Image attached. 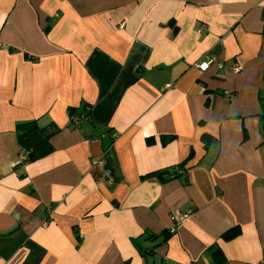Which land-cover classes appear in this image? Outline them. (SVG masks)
<instances>
[{
  "label": "crops",
  "instance_id": "0c3cea01",
  "mask_svg": "<svg viewBox=\"0 0 264 264\" xmlns=\"http://www.w3.org/2000/svg\"><path fill=\"white\" fill-rule=\"evenodd\" d=\"M0 41V264H264V0H0Z\"/></svg>",
  "mask_w": 264,
  "mask_h": 264
},
{
  "label": "built area",
  "instance_id": "2783aa9c",
  "mask_svg": "<svg viewBox=\"0 0 264 264\" xmlns=\"http://www.w3.org/2000/svg\"><path fill=\"white\" fill-rule=\"evenodd\" d=\"M5 46H6L5 43H3L2 41H0V49H1V48H4ZM196 66H197L199 69L204 70V69L207 68L208 63H207L206 61H199V62L196 63ZM21 154H22V153H21ZM21 159H24V156L21 155ZM94 162L97 163V164H103L102 159H96ZM98 180H99L100 182L105 181V182H106L107 184H109V185L112 184V183L114 182V180H113V178H112L111 171L108 170V169H104V170H102L101 175L99 176Z\"/></svg>",
  "mask_w": 264,
  "mask_h": 264
},
{
  "label": "trees",
  "instance_id": "16d2710c",
  "mask_svg": "<svg viewBox=\"0 0 264 264\" xmlns=\"http://www.w3.org/2000/svg\"><path fill=\"white\" fill-rule=\"evenodd\" d=\"M34 128V125L31 126V128L29 129H32ZM21 137V136H20ZM210 139V137L208 135H205L203 136V140L205 141L204 142V147H206L208 145V140ZM188 158V157H187ZM184 161H182L180 164L183 165ZM235 234H237V229L236 228H233V229H230V230H227L224 234H223V237H231V236H234ZM151 237L152 238H156L157 236H155L154 234L152 235L151 234ZM164 239H167V237L165 236ZM163 241V240H162Z\"/></svg>",
  "mask_w": 264,
  "mask_h": 264
},
{
  "label": "water",
  "instance_id": "95a60500",
  "mask_svg": "<svg viewBox=\"0 0 264 264\" xmlns=\"http://www.w3.org/2000/svg\"><path fill=\"white\" fill-rule=\"evenodd\" d=\"M173 171H175V169H169V172H173Z\"/></svg>",
  "mask_w": 264,
  "mask_h": 264
}]
</instances>
